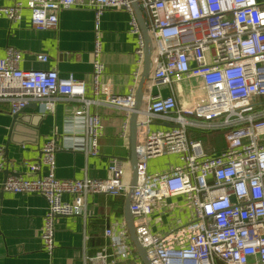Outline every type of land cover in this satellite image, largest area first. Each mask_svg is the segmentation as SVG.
Returning <instances> with one entry per match:
<instances>
[{
	"label": "built area",
	"instance_id": "obj_1",
	"mask_svg": "<svg viewBox=\"0 0 264 264\" xmlns=\"http://www.w3.org/2000/svg\"><path fill=\"white\" fill-rule=\"evenodd\" d=\"M0 0V15L18 22L30 11L37 29L55 28L61 9L94 12L92 97L86 83L55 69H22L20 52L8 47L0 57V102L12 115L36 103L41 116L55 111L60 98L81 102L70 118L85 137L84 152L99 155L103 124L89 106L104 104L122 110L127 135L135 88L143 65L144 40L130 0ZM146 16L151 67L136 114L137 181L130 203L135 234L152 264H264V0H135ZM125 9L130 32L137 36L134 86L115 93L105 78L101 58L100 17L106 9ZM37 58L46 61L47 56ZM183 84L179 100L174 85ZM170 88L163 96L154 89ZM155 119L167 127L152 129ZM188 129L223 131L226 146L207 155ZM55 137L43 142L39 157L27 164L35 177L8 175L1 190L45 198L40 232L43 248H54L56 216L79 215L86 195L125 196L129 163L110 157L103 178H59L55 174ZM176 154L181 163L157 174L148 172L151 158ZM8 166L0 147V172ZM69 195L70 201L63 197ZM181 195L191 208L185 223L164 232L150 228L153 209L166 198ZM124 225V224H123ZM106 246L86 257L90 264H120L136 256L124 225Z\"/></svg>",
	"mask_w": 264,
	"mask_h": 264
},
{
	"label": "crops",
	"instance_id": "obj_2",
	"mask_svg": "<svg viewBox=\"0 0 264 264\" xmlns=\"http://www.w3.org/2000/svg\"><path fill=\"white\" fill-rule=\"evenodd\" d=\"M1 2L8 5L12 0ZM141 12L145 20L146 16ZM129 17L123 8L106 9L100 17L105 78H109L112 90L118 94H126L133 88V74L137 68V36L130 32ZM94 27V12L89 8L61 9L57 26L51 29L34 28L27 8L22 10L18 22H11L0 15V57L5 55L8 47H13L21 54L20 68L55 69L61 76L71 73L85 81V95L92 97ZM39 54L46 55L47 60H39ZM158 91L163 96L171 93L167 87L153 90L154 93ZM173 91L179 100L187 95L181 83L174 85ZM80 107L84 108V105L77 100L60 98L53 113L41 116L37 104L30 103L12 126L13 115L8 111V104L0 102V147L8 161V166L0 172V264H90L86 257L94 255L109 242L104 230L111 227L113 234L117 235L124 225L126 227L125 196L86 195L81 214L55 217L54 248L48 254L40 238L47 206L45 198L1 190V183L8 175L29 178L38 175L30 172L27 164L37 160L40 146L53 136L58 146L55 174L59 178H103L110 157L129 163V123L124 137L122 110L104 104L88 107L90 112L100 115L103 124L98 140L99 155L91 156L84 152L85 137L70 122L72 112ZM167 126L168 123L162 119H155L151 124L152 129ZM188 137L200 140L207 155H213L226 146L221 130L188 129ZM179 163L181 160L176 154L157 156L148 161V172H164ZM63 199L70 201L71 197L65 195ZM190 213L191 208L184 196L168 197L153 209L150 228L154 232H164L185 223ZM134 254L136 256L120 264H143L135 248Z\"/></svg>",
	"mask_w": 264,
	"mask_h": 264
},
{
	"label": "water",
	"instance_id": "obj_3",
	"mask_svg": "<svg viewBox=\"0 0 264 264\" xmlns=\"http://www.w3.org/2000/svg\"><path fill=\"white\" fill-rule=\"evenodd\" d=\"M132 8L134 10L137 22L139 24L143 40H144V48H143V65L142 71L140 75V79L136 86V90L134 93V107L133 111L129 118V135H128V161L130 164V180L128 191L125 195V206H124V221L128 230L129 238L133 243V246L140 257L143 264H152L148 253H146L145 249L140 244L133 226L132 215L130 212V203L132 199V194L134 191V186L137 181V169H136V152H135V133H136V114L137 110L140 109L142 103V95L145 87L146 80L148 79V75L151 67L150 60V40L147 32V27L145 24V20L143 18L142 12L140 10V5L135 0H130ZM19 114L13 115L12 126L15 125L19 121ZM11 126V128H12ZM8 173L7 170H5ZM16 175V174H15Z\"/></svg>",
	"mask_w": 264,
	"mask_h": 264
}]
</instances>
